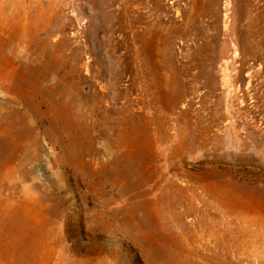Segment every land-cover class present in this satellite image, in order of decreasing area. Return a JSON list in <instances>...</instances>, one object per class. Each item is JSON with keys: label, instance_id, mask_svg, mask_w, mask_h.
<instances>
[{"label": "rangeland", "instance_id": "rangeland-1", "mask_svg": "<svg viewBox=\"0 0 264 264\" xmlns=\"http://www.w3.org/2000/svg\"><path fill=\"white\" fill-rule=\"evenodd\" d=\"M0 264H264V0H0Z\"/></svg>", "mask_w": 264, "mask_h": 264}]
</instances>
